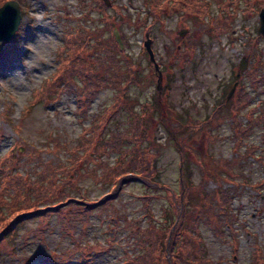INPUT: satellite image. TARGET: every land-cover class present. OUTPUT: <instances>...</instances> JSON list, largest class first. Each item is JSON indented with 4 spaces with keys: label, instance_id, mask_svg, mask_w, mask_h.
Instances as JSON below:
<instances>
[{
    "label": "rangeland",
    "instance_id": "obj_1",
    "mask_svg": "<svg viewBox=\"0 0 264 264\" xmlns=\"http://www.w3.org/2000/svg\"><path fill=\"white\" fill-rule=\"evenodd\" d=\"M81 1H19L23 11L27 6L30 8L21 21L24 32L21 38L22 57L10 66L5 65L6 69L0 71V132L3 136L0 157L7 153L17 139L40 147L53 132L60 134V141L74 147L78 136L93 123L94 118L113 106L116 90L108 85L91 104L81 109L84 115L79 114L72 94L63 95L58 106L49 104L47 107L40 103L29 113L26 111L33 92L57 70L61 49L65 47V37L69 31L77 28L81 22L92 31V38L103 39L95 32L104 29L101 14L90 9L88 0L84 4ZM210 1L213 5L211 14L219 16V3L223 0ZM245 1L239 0L237 5L230 8L231 12L225 14V32L218 36L214 34L212 24L195 20L191 16L193 14L183 10H175L173 17L164 16L151 30H147L154 21L148 14L153 9L147 5V0H132V6H128V0H116L117 5H127L130 9L129 18L123 12L120 19L126 20L121 25L129 41L126 53L137 76L122 102L124 107L108 125L107 135L122 132L129 126L131 119H141L148 135L145 145L151 146V157L155 160L160 181L177 189L181 172L187 171L199 187L192 190L193 213L198 206L204 205L203 190L211 193L218 189L219 184L223 190L233 188L234 181L248 180L252 183L242 190L239 188L232 194V199L227 198L238 219L233 224L235 232L224 227L225 243L214 234L215 223H202L200 226L208 256L218 264H233L234 253L239 256L237 264H252L256 248H264V190L259 195L264 185L262 188L255 185L264 180V123L255 124L253 132L241 140L232 120L239 117V128L243 129L249 126V112L255 110V119L264 115V85L255 87L252 83L254 69L261 61L264 62V37L258 31L260 12L247 13ZM259 2L264 3V0ZM114 13L115 10L111 9L110 14ZM111 24L114 26V36L120 21L114 20ZM31 25L36 30L35 34H29ZM147 31L153 40L155 59L163 72L160 90L158 72L144 48ZM103 34L107 40L111 39V32L104 30ZM180 44L188 48L189 52L195 50L192 62L187 61L183 78L177 76V72L182 66L181 61L191 56L187 51L178 53ZM108 47L115 48V43L111 41ZM243 59L247 60L248 65L239 86L250 95L252 101L249 107L237 112L234 104L240 87L235 100L228 99L230 93L228 97L227 94L237 81L235 76L239 71V62L241 65ZM124 73L127 74V70ZM154 106L157 108L152 114L148 109ZM233 113L236 115L232 116ZM209 117H212L211 124L200 128V124ZM173 134L177 136L172 137ZM206 137L211 142H207ZM253 147L257 149L254 148L255 155L251 156L249 151ZM186 148L191 149L194 156ZM184 153L187 154L185 158ZM21 154H24L23 147L18 150V155ZM68 155L61 154L63 157ZM44 156L52 157V154L45 152ZM113 159L114 156L107 161L112 163ZM219 159L230 164L231 172L217 162ZM84 170L83 167L80 173L81 187L87 188L91 199H96L103 190L88 176L82 177ZM148 191L140 181L132 182L126 188L116 202L117 212L113 219L117 224L109 219L110 214L107 213L98 214L96 211L91 216L82 242L106 248V252L94 256L95 264H119L125 260L127 250L133 251L128 239L129 224L133 220L141 221V226L147 224L145 220L142 221L144 211L139 196ZM231 193L228 195L231 196ZM154 195L150 207L159 218L168 202L161 197L164 191ZM214 218L208 216L211 221ZM37 226V220H33L19 229L15 244L8 249H0V264H38L52 251L65 255L73 247V241L62 236L56 216L42 235L34 234ZM80 228L79 225L76 236H79ZM234 234L239 241L238 248L231 242Z\"/></svg>",
    "mask_w": 264,
    "mask_h": 264
},
{
    "label": "trees",
    "instance_id": "obj_2",
    "mask_svg": "<svg viewBox=\"0 0 264 264\" xmlns=\"http://www.w3.org/2000/svg\"><path fill=\"white\" fill-rule=\"evenodd\" d=\"M8 1L12 0H0V7ZM84 1L86 0H82L81 3L84 4ZM88 1L90 9L102 16L104 29L95 32L103 39L92 38V31L81 22L77 28L69 31L65 37V47L61 49L57 70L33 92V98L27 104L26 111L29 113L40 103L46 104L47 107L49 104L58 106L63 95L72 94L80 110L79 114L84 115L81 109L91 104L99 92L108 85L116 90L115 102L101 116L94 118L93 123L78 136L74 147L60 141V134L53 132L40 147L35 143L27 144L17 139L7 153L0 157V249L13 246L19 237V229L30 221L37 220L38 226L34 234L42 235L49 228L51 219L56 216L62 236L72 240L73 247L67 250L65 255L52 251L38 264H95L94 256L106 252L104 251L106 248L82 242L91 216L96 211L98 214L107 213L110 214L109 219L117 224L113 219L117 212L116 202L132 182L140 181L149 190L139 196L144 211L142 221L145 220L147 224L141 226L139 224L141 221L138 220L130 222L128 239L133 251L127 250L125 260L119 264H218L208 256L200 226L202 223H215L214 234L225 243L224 227L235 232L233 224L238 219L227 198L232 199V194L239 188L242 190L252 183L248 180L234 181L233 188H224L225 191L220 184L218 189L211 193L203 190L204 205L198 206L193 213L192 190L199 187L195 185L187 171L181 172L177 189L160 181L155 160L151 157V146L145 145L148 142V135L144 131L145 126L141 119H131L129 126L122 132L107 135L108 125L124 107L122 102L137 76L136 69L133 68L134 65L128 60L126 53L129 41L121 27L126 20L120 19L123 12L129 18L128 6H132V0H128V6L117 5L116 0H108L110 5H107L106 0ZM259 1L246 0L247 13L255 11L259 13L264 8V3ZM147 2L153 9L148 14L154 18L147 30H151L164 16L173 17L175 10H183L185 13L193 14L191 16L195 20L212 24L214 34L219 36L225 32L223 22L227 20L225 14L231 12L230 8L237 5L239 0L220 2V14L217 17L211 14L213 5L210 0H147ZM29 8L27 6L26 10ZM111 9L115 10L113 15L110 14ZM26 10L22 11L23 17ZM114 20L120 21L118 31L123 49H120L113 36L114 26L111 21ZM104 30L111 32V39L107 40L103 34ZM35 33L36 30L31 25L29 34ZM23 35V25H20L11 42L0 44V71L6 69L5 65L10 66L21 59ZM111 41L115 43V48L108 47ZM257 66L252 78L255 87L264 85V62L261 61ZM125 70L127 74L124 73ZM251 101L250 95L241 89L235 100V110L240 112L243 108L249 107ZM156 108L157 106H154L148 111L153 114ZM211 118L202 122L200 128L211 124ZM248 118L249 126L243 129L239 128L240 118H232L241 140L253 132L255 124L264 123V115L255 119V110L248 113ZM176 134L172 137L177 136ZM2 139L0 132V141ZM206 140L211 142L209 137H206ZM20 147L24 148V154L18 155ZM254 148L256 147L249 151L251 156L255 155ZM186 151L194 156L191 149L186 148ZM45 152L51 153L52 157L46 158ZM62 153L69 155L63 157ZM112 156L113 162H108L107 159ZM183 157H187V154L184 153ZM217 162L226 171L231 172L230 164L220 159ZM83 167L85 170L82 177L88 176L103 190L96 199H91L87 188L81 187L80 173ZM261 181L255 185L262 188L264 180ZM161 190L164 191V196L161 197L168 205L162 208L158 218L150 203L155 199L154 194ZM263 190L260 189L259 195ZM227 192L233 193L230 196ZM209 215L215 217L213 222L208 219ZM79 225L82 228L79 236H76ZM231 242L238 248L239 241L235 234ZM253 257L252 264H264V248L257 247ZM235 258H239L237 253L232 257L233 264H237Z\"/></svg>",
    "mask_w": 264,
    "mask_h": 264
},
{
    "label": "water",
    "instance_id": "obj_3",
    "mask_svg": "<svg viewBox=\"0 0 264 264\" xmlns=\"http://www.w3.org/2000/svg\"><path fill=\"white\" fill-rule=\"evenodd\" d=\"M107 1V0H106ZM107 5H110L107 1ZM23 17H22V10L20 3L17 0H12L6 2L2 7H0V43H9L15 36V34L19 30V26L21 24ZM259 33L264 37V8L259 13ZM114 36L120 48H123V44L120 38L119 32L115 29ZM144 48L150 58L151 63H153L156 71L158 72V79H159V90H160V82L162 81V73L160 72L159 65L155 59V54L152 49V39L150 37V33H145V41H144ZM247 60L243 59L240 65V71H244L247 68ZM240 73L236 75V83L234 84L233 88L230 91V95L228 99H230L239 83ZM236 260V258H235Z\"/></svg>",
    "mask_w": 264,
    "mask_h": 264
},
{
    "label": "flooded vegetation",
    "instance_id": "obj_4",
    "mask_svg": "<svg viewBox=\"0 0 264 264\" xmlns=\"http://www.w3.org/2000/svg\"><path fill=\"white\" fill-rule=\"evenodd\" d=\"M263 9V8H262ZM181 35V34H180ZM183 51H187V52H189L188 51V48L186 49V47H183L181 44L178 46V53L179 52H183ZM193 52H195V50L193 51V50H190V52L188 53L191 57H188L187 56V58H185L186 60H183V61H181V64H182V66H181V68L178 70V72H177V76L179 75V77L181 76L182 78H183V75H184V72H185V66H187L188 64H187V61L189 60V61H191L192 59H193ZM177 60H179V58H177ZM192 62V61H191ZM241 62V61H240ZM240 62H239V67H238V69H239V71H238V73H240V78H239V83H238V86H237V88H236V91L234 92V95L231 97V99L230 100H235V97H236V93H237V90H238V88L240 87V89H241V86H239L240 85V83H241V81L243 80V78H244V72L245 71H240ZM160 72L162 73V77H163V72H162V68H161V66H160ZM237 73V74H238ZM235 79H236V76H235ZM181 84H183V83H181ZM233 85H234V83H233ZM233 85H232V87H233ZM232 87L229 89V92H228V94H227V97H228V95H229V93H230V91H231V89H232ZM239 89V90H240ZM242 113V112H241ZM240 113V114H241ZM236 114L235 113H233L232 114V116H235Z\"/></svg>",
    "mask_w": 264,
    "mask_h": 264
}]
</instances>
